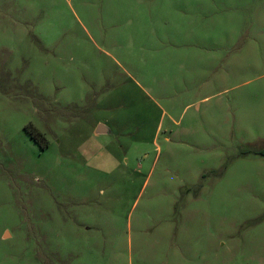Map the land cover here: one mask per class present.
<instances>
[{
	"label": "rangeland",
	"instance_id": "obj_1",
	"mask_svg": "<svg viewBox=\"0 0 264 264\" xmlns=\"http://www.w3.org/2000/svg\"><path fill=\"white\" fill-rule=\"evenodd\" d=\"M262 151L264 0H0V264H264Z\"/></svg>",
	"mask_w": 264,
	"mask_h": 264
},
{
	"label": "trees",
	"instance_id": "obj_2",
	"mask_svg": "<svg viewBox=\"0 0 264 264\" xmlns=\"http://www.w3.org/2000/svg\"><path fill=\"white\" fill-rule=\"evenodd\" d=\"M26 131L29 133L30 137L38 143V145L42 148H45L47 146V141H41L40 138H42V134L37 131L31 124H28L25 126ZM264 155V151L261 152Z\"/></svg>",
	"mask_w": 264,
	"mask_h": 264
},
{
	"label": "water",
	"instance_id": "obj_3",
	"mask_svg": "<svg viewBox=\"0 0 264 264\" xmlns=\"http://www.w3.org/2000/svg\"><path fill=\"white\" fill-rule=\"evenodd\" d=\"M97 133H105V132H108L109 129L104 125V124H99L95 130Z\"/></svg>",
	"mask_w": 264,
	"mask_h": 264
}]
</instances>
